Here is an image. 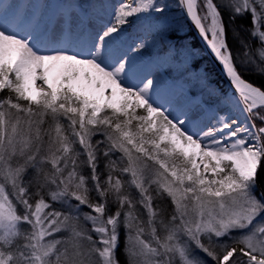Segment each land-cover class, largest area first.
<instances>
[{
	"label": "snow or ice",
	"instance_id": "1",
	"mask_svg": "<svg viewBox=\"0 0 264 264\" xmlns=\"http://www.w3.org/2000/svg\"><path fill=\"white\" fill-rule=\"evenodd\" d=\"M176 6L229 91L205 74L162 102L155 76L135 78L129 53L180 55L166 0L0 10V264H121V230L126 264H264V83L240 71L264 76V0ZM221 9L251 18L255 55L237 31L234 56Z\"/></svg>",
	"mask_w": 264,
	"mask_h": 264
},
{
	"label": "rangeland",
	"instance_id": "2",
	"mask_svg": "<svg viewBox=\"0 0 264 264\" xmlns=\"http://www.w3.org/2000/svg\"><path fill=\"white\" fill-rule=\"evenodd\" d=\"M81 2L84 3L85 0H73L71 4L76 6L81 4ZM166 2L171 6V10L168 13V20L171 28L173 29L171 38L167 43L175 45L176 49H179V57L175 58L176 52L174 50L166 52L165 49L161 47L159 42L150 47L147 51H143L142 54L137 55L140 56L142 60L150 61L153 65H155L156 69H159L162 72L165 79L170 78L171 80H178L180 90L183 92L192 87L195 83L196 76H203L205 74L207 75L208 83L211 86L221 91H229L230 87L227 79L221 75L219 70L209 58L200 39L188 22L184 12L176 6V0H166ZM215 2L221 3L222 0H215ZM85 6H87V4H85ZM137 25L130 26L128 28L129 35L125 38L124 43L126 49L132 44V42H129L128 37H131L132 35L135 37L143 35V26L139 28L141 33L138 35H134L132 33V27L135 28ZM149 40H151V37H149ZM253 41L255 42L254 45H252V51L253 55H255V49L258 47V42L256 40ZM188 68L190 69L189 72ZM193 91L198 92L199 89L193 88ZM241 119H243V117H241ZM259 123L260 122L257 120L256 124L259 125ZM53 207L59 208L60 205L53 204ZM121 232L125 241V233L123 230H121Z\"/></svg>",
	"mask_w": 264,
	"mask_h": 264
},
{
	"label": "bare ground",
	"instance_id": "3",
	"mask_svg": "<svg viewBox=\"0 0 264 264\" xmlns=\"http://www.w3.org/2000/svg\"><path fill=\"white\" fill-rule=\"evenodd\" d=\"M72 1L73 0H0V10L8 8L9 6H12V10L19 12V13L35 11L37 13L44 12L47 15L52 16L66 6H69V5L73 6L71 4ZM107 1L113 2V3L117 2V0H107ZM140 27H141L140 24H138L135 28L132 27L133 32L132 31L131 32L134 35H138L139 33H141V31L139 30ZM132 38L133 37H129L128 40L131 41ZM123 47L126 49L125 45H123ZM129 54L134 56V59H135L134 76L137 80L149 74L156 77L157 82H158L157 83V94L160 96L162 102L166 100H176L177 98L181 96V93L183 91L174 86L167 84L166 79L164 78L162 72L159 69H156L155 65H153L150 61L142 60L140 56H138L137 54H133V53H129ZM189 71L190 69L188 68V72ZM227 82H228V79H227ZM228 85H229V82H228Z\"/></svg>",
	"mask_w": 264,
	"mask_h": 264
},
{
	"label": "trees",
	"instance_id": "4",
	"mask_svg": "<svg viewBox=\"0 0 264 264\" xmlns=\"http://www.w3.org/2000/svg\"><path fill=\"white\" fill-rule=\"evenodd\" d=\"M217 4H220V2H218ZM223 18H224V23H225V29H226V33H227V41H228V45L229 47L232 49L234 56L237 53H243V49L240 47V44L238 42V40L233 39L234 34L239 31L240 32V36L242 38H244L245 40H251L248 34V27L250 26L251 23V18H247V19H241V18H237L236 20H230L229 19V13L227 10L225 9H221ZM253 40H251V44L254 45ZM238 67H240V65H237ZM240 71L245 75V78L252 81L255 84H261L264 83V76H260L259 74L254 73L251 68H249L247 71H245L244 68H240ZM96 139V138H94ZM79 147V145H77V148ZM100 170H103V161H101L100 163ZM85 172L87 173V169L85 168ZM133 192V194L135 195V191L134 189L131 190ZM256 191L258 192V194H264V163L261 164L260 168L258 169V173H257V184H256ZM93 197H95V193H92ZM87 209H85L86 211ZM122 232H120V240H119V246L117 249V256L121 262V264H126V257L124 254V245H125V241H124V236L123 234H121Z\"/></svg>",
	"mask_w": 264,
	"mask_h": 264
},
{
	"label": "water",
	"instance_id": "5",
	"mask_svg": "<svg viewBox=\"0 0 264 264\" xmlns=\"http://www.w3.org/2000/svg\"><path fill=\"white\" fill-rule=\"evenodd\" d=\"M188 19V18H187ZM191 27L193 28V30L195 31L196 35L198 36V38L200 39L202 45L204 46L206 53L208 54L209 58L211 59V61L214 63V65L216 66V68L219 70V72L221 73V75L227 79V77L225 76L222 66L219 64V62L215 59L214 54L210 51V49L207 47L206 42L204 41V39H202L201 35L199 34L198 30L195 28V26L191 23V21L188 19Z\"/></svg>",
	"mask_w": 264,
	"mask_h": 264
}]
</instances>
